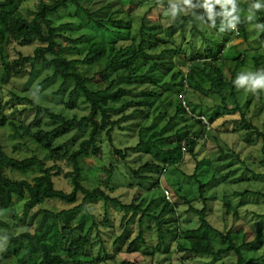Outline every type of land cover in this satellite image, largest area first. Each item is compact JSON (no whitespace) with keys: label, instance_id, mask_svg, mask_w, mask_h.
<instances>
[{"label":"trees","instance_id":"obj_1","mask_svg":"<svg viewBox=\"0 0 264 264\" xmlns=\"http://www.w3.org/2000/svg\"><path fill=\"white\" fill-rule=\"evenodd\" d=\"M23 1L0 0L3 82L33 73L42 62L50 65L54 75L63 79L56 95L67 91L68 80L74 81L67 100L61 102L64 107L78 108V101L83 98L91 111L81 118L77 115L69 117L29 100L30 108L18 110L15 118L5 115L0 119V126L10 124L13 135L23 139L32 136L45 151L42 157L34 153L17 158L0 146V230L7 231L8 239L7 246L0 251V264H109L114 254H109L100 230L97 231L98 241L91 240L90 235L93 226L112 229V235L116 233L111 210L125 211L120 224L124 231L112 236L118 252L120 243L128 238L130 223L139 215V233L132 238L126 252L167 253L174 246L176 252L210 257L212 263L232 253L236 256V264H264V213L248 208L242 211L245 198L255 197L258 203V199L264 200V191L245 188L234 190L230 198L224 195L220 217L226 221L230 219L231 223L223 229L208 219L209 200L218 201L217 196H206L214 181L229 183L231 174H236L239 168V165L233 168L234 164L246 165V160L241 158L243 149L237 151L222 135L239 136L241 132L254 135L248 139L239 138L247 145L255 144L257 138L262 137L263 159L252 163L264 167V132L249 115L255 99L259 109L264 111V92L259 96L250 93L242 104L239 92L233 86L241 67L250 66L256 71L264 65V32L256 37V46L247 43L250 34L246 17L239 14L242 22L237 25L238 31H229L220 14V5L214 4L213 29L223 37V42L216 45V41L205 36L196 21L197 14L211 24L203 7L205 0H191L190 8L182 5L188 14H182L176 21H170L166 15L167 0L163 7L156 0H128L137 4L131 12L123 10L125 0H39L32 16L19 10ZM241 5L239 1L237 6ZM61 9L76 11L74 16L79 12L84 14L87 22L81 26L88 34L74 38L65 33L66 30H77L73 23L54 24L51 16ZM257 14V22L264 23V9ZM152 17L161 23L160 32L146 29ZM221 28L223 32L219 30ZM196 34L203 38L199 44L194 37ZM36 41L38 45L33 55L20 54L18 58L10 59L9 43L28 46ZM79 43L85 44L83 49ZM163 54L182 60L188 69L160 59ZM75 55L79 57L75 58ZM104 58L108 59L107 66L93 76H84L79 69L78 64L90 66ZM27 65L32 69L28 71ZM160 75L162 78L170 75V81L160 79ZM205 79L209 81L208 88L204 85ZM185 82L188 83L186 88ZM133 84L136 89L127 86ZM210 95L218 96L220 100L208 102ZM0 108H3L1 103ZM32 111H35L33 118ZM43 125L52 128L45 130ZM132 127L138 132L136 146H115L114 151L120 160L128 161L136 152L151 154L153 159L138 168L131 167L129 176L133 182L129 184L136 187V193L130 203H126L111 196L101 185L86 186L81 172L87 157L99 156L98 135L102 131H107L113 144L115 130L129 129L131 132ZM71 132L87 134L78 148L70 149V144L76 141L74 138L61 144L55 142ZM203 143L213 150L212 156H206L209 160L198 159L199 145ZM19 145L16 144L14 149ZM60 162L68 164L70 169L65 170ZM246 166L252 176L237 177L230 182L264 177V173ZM228 168L231 169L226 171ZM170 169L185 178L163 177ZM189 169H192L191 174L187 172ZM105 170L102 182L109 187L115 168ZM8 171L36 174L29 180L13 178ZM154 173L159 174L157 180H154ZM56 176L68 180L72 187L70 192L56 187ZM193 178L198 181V197L189 185ZM150 181L153 182L151 187L147 186ZM183 183L188 186L186 191ZM162 189L168 193V198L164 197L169 200L164 198L161 210L156 214L151 212L154 199L144 208L146 195ZM79 195H82L81 202L67 209L56 211L42 206L54 199L72 204ZM234 195L240 198L237 204L232 202ZM99 201H102L103 218L96 220L93 210ZM21 202H24L23 213L17 215L12 211ZM185 205L188 208H184ZM183 213L196 215L198 225L190 216L183 218ZM8 215L13 221L7 219ZM89 218H92V225L86 228ZM19 228L24 230L18 231ZM98 242L101 248L96 253L93 250ZM118 264L138 263L124 259Z\"/></svg>","mask_w":264,"mask_h":264},{"label":"rangeland","instance_id":"obj_2","mask_svg":"<svg viewBox=\"0 0 264 264\" xmlns=\"http://www.w3.org/2000/svg\"><path fill=\"white\" fill-rule=\"evenodd\" d=\"M39 0H25L19 5V10L22 12V14L32 16L33 11L36 9L37 3ZM241 2L242 5L239 6L241 9V12L239 13L242 17H246L248 15V8L250 3L254 2V0H238V2ZM137 8L136 3H131L128 0H125L123 3V10L126 12H131L134 9ZM189 8H186L188 10ZM76 11L74 10H68V9H61L56 14H53L51 18L54 20V24L60 25L64 23H73V25L77 28L76 31L71 32L70 30H66L65 33L71 35L72 37H79L81 34H88V31L81 26V24H85L87 22V17L82 14L78 13L77 16H74L72 14H75ZM216 13V12H215ZM207 16V14H206ZM197 18H200L196 14ZM254 19L248 22V29L250 37H248L247 43H250L253 46H256L258 43L255 40L256 37L260 34L261 31L257 30L255 28L256 24H264L261 22H257L258 20V14L257 12L254 13ZM216 18V15L214 16ZM197 25L199 26L200 30H202L205 34V36L208 39H211L215 42L216 45H219L223 42V37L220 36V34L216 33V31L213 29V27L209 28V24H207L205 19H197ZM203 25H202V24ZM80 27V28H79ZM146 29L150 32H160L161 31V23L155 18L152 17L147 25ZM196 36V37H195ZM195 40L202 41V37L199 34L194 35ZM202 43V42H200ZM38 45V42H34L32 45L28 46H20L17 43H9L7 51L9 53V57L11 60L18 58L20 54L23 55H33V51L35 47ZM81 49L84 48L83 43L78 44ZM192 49V45H189V50ZM75 58L79 57L78 55L74 56ZM82 57V56H80ZM160 59L166 60L169 63H175L179 64L184 70L188 69V65L183 64L182 60H178L176 58L171 59L170 55L163 54L161 55ZM264 62V58L263 61ZM108 64V59L104 58L100 62L94 64V65H79L80 70L83 73L84 76H93L96 72L102 70L105 68ZM77 65V64H76ZM27 70H31V66L27 65ZM260 69H264V65H262ZM241 71H254L250 66H243L239 69L238 74ZM172 73V72H171ZM170 73V74H171ZM163 75V74H162ZM162 75H160V79H164L165 81H170V75L168 77L162 78ZM1 74V67H0V103L3 108H0V119H2L3 116H13L14 118L18 116L17 112L24 108H30L31 104L30 101H34L39 104H43L45 106L51 107L55 112L62 113L66 116L72 117L74 115H77V117L81 118L83 116H86L90 113L91 108L89 106V103L85 101L83 98L78 101V108L75 109H66L64 105L61 102H64L67 100L68 92L73 88L74 81L68 80L66 84L67 91L61 93L60 95H56L55 92L59 89L60 85L63 82V79L57 75H54L52 67L45 63L39 62L36 66V70L33 71V73H28L20 77L12 78L8 83H4ZM48 79V80H46ZM46 80V81H45ZM187 82L184 83V88L187 87ZM204 85L206 88L209 87V81L207 79L204 80ZM128 87H132L136 89V84L133 85H127ZM139 88V87H138ZM239 100L243 102L246 100V97L250 93H246L243 90H239ZM209 95V92H206ZM20 97V98H17ZM211 98H207L208 102H214L219 101L220 98L213 97L210 95ZM30 100V101H29ZM60 102V103H59ZM251 113L249 114L250 117L253 119V121L258 124L259 128L264 132V111L262 109H259L258 107V100L255 99L252 106H251ZM35 116V111H32L31 117L33 118ZM45 120L48 121L46 118ZM188 123H190L188 121ZM232 126V125H230ZM43 128L45 130H49L52 128V126L43 125ZM195 129H197V126H194ZM132 131L130 132L129 129L126 130H115L113 135V144L110 141V136L107 134V131H102L98 135V145L100 148L99 156L98 157H87L86 161L83 162L82 167V177L83 182L86 186L92 188L97 187L101 185L105 188V191L109 193L111 196L120 198L122 201L126 203H130L132 200L134 194L136 193V187H130V182L132 183L130 178V169L132 168H138L140 165L144 164L146 161L152 160L151 154H146L145 152H142L141 154L139 152H136L134 154H131L129 159L126 160H120L119 156L116 154L114 149L116 147H134L139 141L138 138V132L137 128L133 130V127L131 128ZM14 130L12 129V126L10 124H6L4 126H0V146H2L11 156L22 158L25 156H31L34 153H37L39 156H44L45 151L43 148H41L37 141H35L32 136H29L25 139L21 138L20 136L13 135ZM254 135H246V133L241 132L240 135H234V134H224L222 137L228 142L229 145L235 146L237 151H243L241 152V158L246 160V165H248L250 168L255 169L257 172L263 174L264 173V167H261L260 165H256L255 163H258L263 159L262 154V146H263V139L262 137L257 138L256 143L247 145L244 142L239 141V138H246L252 137ZM87 137V134L82 135V133L78 134L75 132H71L68 134H65L61 136L59 139H57L55 142L61 144L64 142L71 141L72 138H74L76 141L72 142L70 144V149L78 148L79 142H81L83 139ZM255 141V140H254ZM205 143V142H204ZM199 145L198 149V159L203 160V158H207L208 155H213V150L211 151L209 149V144L207 146L205 144ZM16 144H20L18 147H16V150L14 149ZM116 146V147H115ZM150 152L153 153V148H150ZM251 159L248 160L249 157ZM163 159V158H162ZM209 160V157L207 158ZM255 162L254 164L252 162ZM129 162V164L127 163ZM209 162V161H207ZM62 166H64L65 170L70 169V166L66 164L65 162H60ZM51 164V163H49ZM235 165H239L237 173L231 174L232 177L229 178V183L223 184L221 182H216L208 188L206 192L207 197H212L213 195L217 196V200L212 199L209 200V209L211 212V215L209 213L208 219H210L211 223L220 228H227L231 220H224L221 215V210L223 207L222 199L224 195H228L230 198V194L233 193L234 190H243L245 188H253L258 189L261 191H264V177H260L259 179H251V181H236V182H230L233 181L234 178H241V177H248L252 176L251 171L247 168L246 165L241 164H234L233 168H235ZM192 166H194V163H192ZM113 167L114 175L111 179V183L109 184V187L102 182V178L106 174L105 168ZM211 171H213L212 167L210 166ZM232 168V167H231ZM226 169L228 171L229 169ZM224 171V173L226 172ZM188 173H192V169H189L187 171ZM8 174L13 178H25L31 180L33 175L36 174V172H30V173H22L18 171H8ZM208 175H211V172L208 173ZM208 175H206L208 177ZM159 174L154 173L153 177L154 180H157ZM163 177L171 178L172 180H176L177 178L184 177L181 173H177L176 170L170 169L169 171H166ZM185 178V177H184ZM153 180V181H154ZM219 180V178H218ZM190 187L193 192V194L198 197L199 196V185L198 181L193 178L189 180ZM55 183L57 188H61L67 192H70L72 187L69 184L68 180L64 178L63 176L60 178V176H56ZM152 181L148 183L147 186L151 187ZM110 187L113 188V191L110 190ZM182 187L184 191L188 189V186L186 183L182 184ZM167 193L164 189L162 190H153L149 192V194L146 195V201L143 207L145 208L151 200H156L152 206H151V212L158 213L162 206L164 205L166 200ZM232 196V195H231ZM232 202L234 204H237L240 200L239 197L235 196L232 197ZM82 195H79L78 200L75 203L69 204L67 202L61 201V200H48L45 202V204H42L43 207H49L53 210H61V209H67L75 204H78L81 202ZM245 206L242 208V211H245L246 208L250 210H255L257 213H264V200L262 198L258 199V203L256 202V198L249 196L244 199ZM18 201H20L18 199ZM175 201V200H173ZM177 201H182V199H178ZM24 202L19 203L18 205L14 206L13 213H16L17 215H22L23 208H24ZM94 205V204H93ZM201 206V204H198ZM102 207V201L97 202L94 205L93 214H96V220L103 218V210H101ZM184 208H188L187 205H185ZM112 212V223L114 225L113 230H115L116 233L113 235L110 234L112 232V229H106L102 227H94L92 228L90 238L91 240L98 241L99 236L97 234V231L100 230L101 237L106 241V247L109 251V254L113 255L114 257L110 258L109 264H118L122 262L124 259H130L133 261H136L138 264H208L207 262L211 261L210 257H194L191 254L182 253V252H176L175 247H171L167 253L164 252H156L154 254H149L142 251H136V252H126V249L128 248V245L132 238L136 237L139 233V215L135 217V219L130 223L128 228V238L120 243V252L116 251L115 246L112 243V236L115 237V235L122 234L124 229L120 226L122 217L125 213V211H117V210H111ZM255 212V213H256ZM254 213V214H255ZM131 212L127 214V216H130ZM183 218L185 217H192L195 221L194 224L196 226L198 223L197 216L194 214L189 213H183ZM9 221H13L11 219L12 216H7ZM92 225V218H89L85 226L86 228ZM99 228V229H98ZM19 230H24V228H19ZM154 234H152L153 236ZM3 242V243H2ZM8 244L7 239V231L0 230V251L3 250ZM93 250L97 253L100 246V242L96 244ZM263 249H261L262 251ZM236 256L231 254H228V256L218 260L215 263L210 262V264H236Z\"/></svg>","mask_w":264,"mask_h":264},{"label":"clouds","instance_id":"obj_3","mask_svg":"<svg viewBox=\"0 0 264 264\" xmlns=\"http://www.w3.org/2000/svg\"><path fill=\"white\" fill-rule=\"evenodd\" d=\"M156 2L160 7L164 6V0H156ZM214 4L220 5L222 9L220 14L224 17V22H226L228 30L238 31L237 25L242 22L239 15L241 9L237 6L239 4L238 0H205L203 7L208 16V20L211 22L209 28L215 26L214 16L216 13L213 10ZM182 5L188 6L189 8L192 7L191 0H167L166 15L170 21H176L182 14H188ZM262 9H264V3H261V0H254V2L250 3L245 22L253 20L255 18L254 13ZM255 28L264 32V24H256ZM219 30L223 32V28ZM233 86L238 91L243 90L246 93L259 96L261 92H264V69L247 72L241 71L233 80Z\"/></svg>","mask_w":264,"mask_h":264},{"label":"built area","instance_id":"obj_4","mask_svg":"<svg viewBox=\"0 0 264 264\" xmlns=\"http://www.w3.org/2000/svg\"><path fill=\"white\" fill-rule=\"evenodd\" d=\"M202 119H204V121L207 123V120H206V118L204 116H202ZM167 197H168V193H167Z\"/></svg>","mask_w":264,"mask_h":264}]
</instances>
